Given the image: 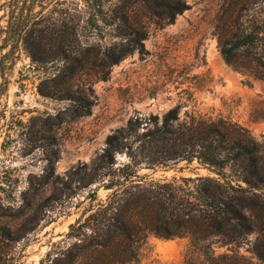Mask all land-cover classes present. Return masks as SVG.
Returning a JSON list of instances; mask_svg holds the SVG:
<instances>
[{
	"label": "trees",
	"instance_id": "16d2710c",
	"mask_svg": "<svg viewBox=\"0 0 264 264\" xmlns=\"http://www.w3.org/2000/svg\"><path fill=\"white\" fill-rule=\"evenodd\" d=\"M47 2L0 4L6 22L0 27L5 34L0 51L9 48L0 59V78L6 60L18 51L36 67L57 66L41 78L38 91L68 101L75 117L90 113L94 85L108 80L114 65L135 51L146 52L144 41L153 27L164 28L190 7L187 0H56L53 8ZM256 3L235 1L234 12L245 13L229 16L219 44L228 62L264 80V30L257 17L246 14ZM88 27L99 40L108 33L110 41L90 42ZM57 158L49 159L47 178L66 200L83 196L87 204L42 264H139L152 250V237H188L183 264H250L236 252L217 254L213 246L236 243L255 231L256 211L264 204V148L247 127L225 118L182 117L175 106L162 119L131 117L108 135L91 163H79L64 175L55 173ZM181 160H197L217 177L147 181L139 175L143 168ZM16 231L0 221V261L8 254L4 245L18 240Z\"/></svg>",
	"mask_w": 264,
	"mask_h": 264
},
{
	"label": "rangeland",
	"instance_id": "374dc122",
	"mask_svg": "<svg viewBox=\"0 0 264 264\" xmlns=\"http://www.w3.org/2000/svg\"><path fill=\"white\" fill-rule=\"evenodd\" d=\"M44 1L53 8L56 0ZM235 1L187 0L190 7L173 23L151 29L144 41L145 53L135 51L112 67L108 80L94 85L96 97H91L94 104L89 114L75 117L68 101L39 93L41 78L54 73L57 66L36 67L24 51L6 60V75L0 78V221L17 230L19 238L4 245L8 254L1 264H42L53 243L65 238L87 204L82 203L83 196L66 200L60 188H54L47 178L49 159L58 155L57 175L79 163H91L106 146L108 135L131 117L162 119L179 106L182 117L195 114L241 124L264 148V80L228 62L219 44V34L235 13ZM255 1L260 5L256 3L246 14L257 17L264 30V0ZM240 13L245 12L235 15ZM3 14L0 10V27L6 24ZM85 34L92 43L111 39L107 33L99 40L100 34L91 27ZM8 49L0 51V59ZM119 159L127 157L119 155ZM139 175L147 181L217 177L197 160L143 168ZM100 193L105 196L107 191ZM52 195L62 198L48 200ZM263 205L256 211L255 231L236 243L213 244L217 254L236 252L250 264H264ZM150 243L152 250L139 264H183L190 239L152 237Z\"/></svg>",
	"mask_w": 264,
	"mask_h": 264
}]
</instances>
